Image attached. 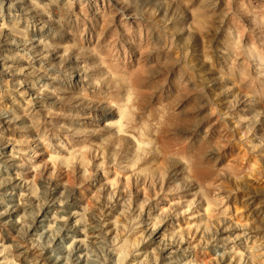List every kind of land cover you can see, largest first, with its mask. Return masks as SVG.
<instances>
[{
    "label": "rangeland",
    "instance_id": "1",
    "mask_svg": "<svg viewBox=\"0 0 264 264\" xmlns=\"http://www.w3.org/2000/svg\"><path fill=\"white\" fill-rule=\"evenodd\" d=\"M0 264H264V0H0Z\"/></svg>",
    "mask_w": 264,
    "mask_h": 264
},
{
    "label": "bare ground",
    "instance_id": "2",
    "mask_svg": "<svg viewBox=\"0 0 264 264\" xmlns=\"http://www.w3.org/2000/svg\"><path fill=\"white\" fill-rule=\"evenodd\" d=\"M130 98V97H129ZM131 99V98H130ZM127 101H130V103L133 101H131V100H127ZM135 101V100H134ZM122 102V101H121ZM124 102V101H123ZM126 102V101H125ZM132 104H133V102H132ZM134 107V106H133ZM131 108V107H130ZM125 112V111H124ZM135 115V114H134ZM131 120V119H130ZM136 120V119H135ZM134 121V120H133ZM138 121V120H137ZM133 123H135V122H133ZM123 124V123H122ZM140 126V125H139ZM137 127V126H136ZM151 127V126H150ZM129 128L130 129H132L130 126H129ZM142 128V127H141ZM121 130H123L122 128H121ZM134 130H135V128H134ZM138 130V129H137ZM147 130V129H146ZM123 131H125V132H128L127 130H123ZM124 132V133H125ZM136 132V131H135ZM132 133H134V132H132ZM137 133V132H136ZM138 134V133H137ZM139 140H140V138H139ZM138 141V140H137ZM138 143H140V142H138ZM198 166H199V164H197V163H192V165L190 166V168H191V170L195 173V174H197V175H199L200 174V172L198 173L197 171H198ZM205 171H206V169H205ZM206 173V172H205ZM194 174V175H195ZM113 180V179H112ZM114 181V180H113ZM141 208H142V211L143 212H148V218H150V217H153V218H155V220L153 221V228H149V231L151 232L150 234H151V236H153L155 239H158L159 240V242L160 243H162V242H166V237H164V233H163V235L162 236H160L161 234H160V231H161V229H163V228H165L166 229V227H167V224L165 223V221L164 220H162V219H160V214L164 211V208L162 207V206H159V208L158 207H155V206H153L152 204H142L141 205ZM45 211H47V213L49 212V210H48V208H45V209H43V211H42V215H46V214H44L45 213ZM52 212V211H51ZM164 212H166V210L164 211ZM50 213V212H49ZM57 213V212H56ZM36 216H40L39 215V213L36 215ZM41 217V216H40ZM26 222V221H25ZM50 222V221H49ZM22 224V223H21ZM117 224V223H116ZM23 225V224H22ZM49 226H50V224H49ZM158 234H160V235H158ZM74 237V236H73ZM161 245H164L163 243L161 244ZM165 246V245H164ZM20 247V246H19ZM21 250H24V249H22V248H18L17 247V251L18 252H23V251H21ZM180 252V251H179ZM24 253V252H23ZM177 254H179V255H183L184 256V254L183 253H177ZM168 255H170L169 257L171 258V259H174V260H181L182 259V257H180V256H178V257H176L175 258V256H176V254H174V253H172V254H168Z\"/></svg>",
    "mask_w": 264,
    "mask_h": 264
}]
</instances>
